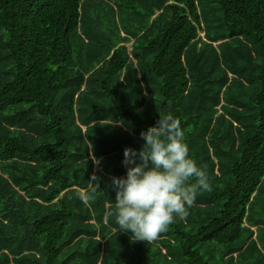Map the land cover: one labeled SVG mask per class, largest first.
<instances>
[{
    "label": "trees",
    "instance_id": "obj_1",
    "mask_svg": "<svg viewBox=\"0 0 264 264\" xmlns=\"http://www.w3.org/2000/svg\"><path fill=\"white\" fill-rule=\"evenodd\" d=\"M168 111L211 190L137 241L111 178ZM0 264H264V0H0Z\"/></svg>",
    "mask_w": 264,
    "mask_h": 264
},
{
    "label": "clouds",
    "instance_id": "obj_2",
    "mask_svg": "<svg viewBox=\"0 0 264 264\" xmlns=\"http://www.w3.org/2000/svg\"><path fill=\"white\" fill-rule=\"evenodd\" d=\"M139 150L126 147V175L111 178L115 191V221L121 232L137 241H153L175 220L186 219L199 192L210 191V177L189 155L180 120L168 111L159 113L154 126L140 133ZM99 163V161H94ZM98 187L99 178H90ZM92 192L78 194L83 202Z\"/></svg>",
    "mask_w": 264,
    "mask_h": 264
},
{
    "label": "crops",
    "instance_id": "obj_3",
    "mask_svg": "<svg viewBox=\"0 0 264 264\" xmlns=\"http://www.w3.org/2000/svg\"><path fill=\"white\" fill-rule=\"evenodd\" d=\"M98 161V160H96ZM95 170H99V168H97V163H95Z\"/></svg>",
    "mask_w": 264,
    "mask_h": 264
},
{
    "label": "water",
    "instance_id": "obj_4",
    "mask_svg": "<svg viewBox=\"0 0 264 264\" xmlns=\"http://www.w3.org/2000/svg\"><path fill=\"white\" fill-rule=\"evenodd\" d=\"M217 43H220V41H219V42H217Z\"/></svg>",
    "mask_w": 264,
    "mask_h": 264
},
{
    "label": "rangeland",
    "instance_id": "obj_5",
    "mask_svg": "<svg viewBox=\"0 0 264 264\" xmlns=\"http://www.w3.org/2000/svg\"><path fill=\"white\" fill-rule=\"evenodd\" d=\"M130 44H128V46H129Z\"/></svg>",
    "mask_w": 264,
    "mask_h": 264
}]
</instances>
